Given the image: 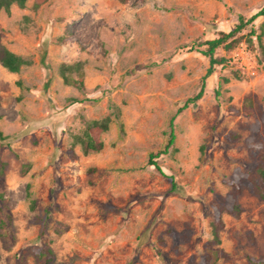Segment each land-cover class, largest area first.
<instances>
[{
  "label": "rangeland",
  "instance_id": "374dc122",
  "mask_svg": "<svg viewBox=\"0 0 264 264\" xmlns=\"http://www.w3.org/2000/svg\"><path fill=\"white\" fill-rule=\"evenodd\" d=\"M263 4L29 0L0 10L2 42L31 61L18 72L0 63V129L10 136L0 140V264H38L36 249L48 247L50 264H191L200 256L215 192L228 191L234 168H253L241 140L254 120L247 101L264 108V53L245 44L218 49L233 60L217 65L203 97L175 115L174 148L157 158L160 169L150 153L163 148L170 118L209 67L189 44L231 30ZM65 63L80 64L83 86L64 81ZM112 104L121 107L123 131ZM107 115L103 148L85 152L76 136ZM235 131L241 139L228 142ZM239 201L240 217L224 215L228 256L218 264L264 254V199L244 189ZM188 227L187 240L168 230Z\"/></svg>",
  "mask_w": 264,
  "mask_h": 264
},
{
  "label": "trees",
  "instance_id": "16d2710c",
  "mask_svg": "<svg viewBox=\"0 0 264 264\" xmlns=\"http://www.w3.org/2000/svg\"><path fill=\"white\" fill-rule=\"evenodd\" d=\"M29 0H0V10L10 11L12 5L17 4L19 7H25ZM47 0H33L34 6L38 7ZM126 1V0H121ZM262 17L259 27L255 25V21ZM264 4L250 16L240 14L235 26L229 30H220L215 37L207 39H196L189 44L188 50H198L204 55L209 57L210 64L205 74L201 77V83L197 92L188 97L183 105L177 108L176 113L170 118L169 129L166 131L167 138L163 145V148L156 152L150 153V163L160 169V164L157 158L169 151L170 148H174L176 134L174 119L175 115L182 112L190 104H195L201 99L205 93L207 79L212 75L217 65H225L233 60L232 57L226 55L217 54L218 49L223 48L225 50H234L245 44V48L250 51H256L260 49L264 53ZM0 63L7 70L11 72H18L23 66L31 63L30 60L17 54L9 47H7L1 40L0 33ZM77 73L76 76H72L71 73ZM60 73L67 83L77 82L83 86V71L80 64H62L60 67ZM235 77L240 78L241 73L235 71ZM222 79L226 82L230 80L228 76H223ZM53 80V69L48 66V75L45 82V86L49 87ZM17 84L24 87L21 80H17ZM221 86V80L218 82L216 88L217 94H219V88ZM21 96H18V99ZM248 111L253 117L251 123L245 124L244 127L249 129L247 137L241 140L242 144L249 150V157L253 162V168L251 171L243 170L240 167L234 168L229 175V189L225 193L215 192V200L213 203L214 216L210 222L211 237L203 244V251L200 256H193L190 260L191 264H218V260L222 257L226 258L228 252L221 246L220 232L225 227L224 215H234L240 217L242 213V206L239 201V196L244 189L249 190L253 194L257 195L261 199H264V108L258 101H247ZM112 113L119 120V127L123 131L124 126L121 120V107L118 104H112ZM112 123V117L110 115L92 119L87 122L86 127L82 135H77V141L81 142L85 152L97 151L103 148L104 140L102 133L110 128ZM10 138L9 135L4 134L0 129V140L6 141ZM228 142L239 141L241 134L238 132L228 133ZM31 195V191L28 193ZM32 203L35 204V199H32ZM33 206V205H32ZM188 227L186 231L177 233L171 229H168L170 234L178 236L183 239L190 238V232ZM253 238V233L250 232ZM36 253L39 257L38 264H50L53 258V250L51 248H38ZM248 264H264V254L255 256L247 253Z\"/></svg>",
  "mask_w": 264,
  "mask_h": 264
}]
</instances>
